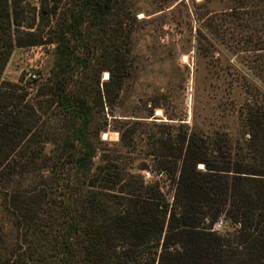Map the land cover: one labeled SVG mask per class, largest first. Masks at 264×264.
<instances>
[{
	"label": "trees",
	"instance_id": "obj_1",
	"mask_svg": "<svg viewBox=\"0 0 264 264\" xmlns=\"http://www.w3.org/2000/svg\"><path fill=\"white\" fill-rule=\"evenodd\" d=\"M115 2L78 0L79 11L55 41L59 65L74 62L98 89L76 94L58 75L48 96L23 105L25 96L13 91L19 87L2 74L13 47L41 44L36 32L24 31L39 29L37 11L26 0H0V264H264V0H226L219 12L203 3L199 19V53L228 95L235 88L245 95L223 105L237 116L236 132L204 131L195 117L192 126L154 123L136 172L119 164V150L107 156L101 139L134 70L130 33L125 53L117 44L125 21H106ZM43 6L40 19L49 23L48 2ZM85 14L103 35L93 48L81 42ZM91 99L98 111L108 110L103 124L94 125ZM56 118L67 134L41 136L44 126L57 129ZM133 133L121 132V142ZM66 172L75 173V183H63ZM142 172L159 179L147 181ZM43 173L49 183H36ZM24 177L30 183H16ZM161 180L171 183L172 201Z\"/></svg>",
	"mask_w": 264,
	"mask_h": 264
},
{
	"label": "rangeland",
	"instance_id": "obj_2",
	"mask_svg": "<svg viewBox=\"0 0 264 264\" xmlns=\"http://www.w3.org/2000/svg\"><path fill=\"white\" fill-rule=\"evenodd\" d=\"M26 2L36 8V25L39 29L24 31L36 32L41 44L13 47L2 79L19 87V90L15 88L13 91L17 96H25L23 105L38 100L37 95L40 93L48 96L51 82L58 75L76 94L88 96V92L97 90L98 86L94 84L91 74L87 72L82 75V71L74 62L69 67L60 66L62 62L55 50L58 31H66L68 22L80 9L78 0H61L56 4L51 0ZM46 2L51 13L49 23L40 19V13L45 9L43 4ZM203 3L213 12H219L228 5L226 0H116L113 10L115 16L106 20L111 27L115 26L113 24L117 19L122 18L125 21V31L117 44L121 46V52L125 53L126 41L129 42L126 36L130 33L129 45L134 58V70L125 82L120 98L114 102L113 114L116 117H107V130L101 133V139L106 140L108 144L102 147L107 149V156L115 157L114 150H119V164L132 172H136V168L143 164L144 155L148 151L149 134L158 130L154 123H187L192 126L195 117L204 131L211 132L220 127L234 134L237 130V116L231 114L230 106L225 112L223 105L231 100L242 103L245 95H240L241 91L237 88L228 95L230 91L225 92L227 85L224 86L222 81L216 80V74L207 66V60L198 51L197 30L201 28L202 23L199 19L206 14ZM44 13L46 15V12ZM89 19L91 16L85 14L81 20V42L93 48L103 35L89 28ZM66 36L72 46H77V53H82L79 47L81 42L75 41L70 32H66ZM22 37L27 39L26 35ZM235 59L236 57L233 63H238V59L237 62ZM227 63L228 61L224 66ZM233 73L235 72L231 70V74ZM31 75H36V79H32ZM107 78L108 72H102L99 84L101 91L102 83L106 82ZM42 84L46 85V88L42 89ZM44 95L40 98H44ZM90 103L94 110V125L103 124V117L108 114V110H105V113L98 111L93 99ZM154 105L156 108H153ZM38 112L43 117L42 121L48 118L44 111ZM115 118L119 121L114 120ZM54 121L57 129L54 131L44 126L41 136L51 138L52 134H67L69 128H63L65 122L59 118ZM118 122H124L125 125ZM125 130H134L133 138H123L124 142H121V132L124 133ZM52 148L46 147V153L50 154ZM142 174L146 176L147 181L159 179L146 172ZM43 175H39L36 183H49L47 179L41 178L47 174ZM24 178L16 183H30L29 179H32ZM74 180L75 173L70 172V176L69 172L64 173L63 183H75ZM159 184L167 199L172 201L171 183L161 180ZM216 229H223L221 222Z\"/></svg>",
	"mask_w": 264,
	"mask_h": 264
},
{
	"label": "built area",
	"instance_id": "obj_3",
	"mask_svg": "<svg viewBox=\"0 0 264 264\" xmlns=\"http://www.w3.org/2000/svg\"><path fill=\"white\" fill-rule=\"evenodd\" d=\"M32 79H36V75H31Z\"/></svg>",
	"mask_w": 264,
	"mask_h": 264
},
{
	"label": "bare ground",
	"instance_id": "obj_4",
	"mask_svg": "<svg viewBox=\"0 0 264 264\" xmlns=\"http://www.w3.org/2000/svg\"><path fill=\"white\" fill-rule=\"evenodd\" d=\"M107 75V74H106Z\"/></svg>",
	"mask_w": 264,
	"mask_h": 264
}]
</instances>
